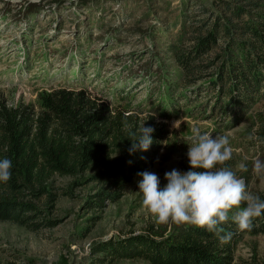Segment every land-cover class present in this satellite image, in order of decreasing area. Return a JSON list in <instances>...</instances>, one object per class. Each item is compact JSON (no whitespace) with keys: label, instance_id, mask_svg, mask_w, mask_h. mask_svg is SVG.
Wrapping results in <instances>:
<instances>
[{"label":"rangeland","instance_id":"374dc122","mask_svg":"<svg viewBox=\"0 0 264 264\" xmlns=\"http://www.w3.org/2000/svg\"><path fill=\"white\" fill-rule=\"evenodd\" d=\"M181 1L0 0V101L38 107L42 91L65 87L85 89L127 113L154 115L168 130L149 170L161 185L167 183L165 172L189 170L186 137L193 126L213 137L227 135L233 153L225 166L245 180L249 192L264 194V173L253 170L255 158L264 161V142L257 134L259 122L254 121L264 100L240 120L231 115L226 121L219 109L213 115L205 95L188 107L178 99L169 118L159 113L155 71L162 60L172 63L165 46L179 31L180 25L173 22L180 18V10L172 9ZM148 69L152 75H145ZM241 163L247 171L239 170ZM90 175L51 178L49 189L59 194L55 206L47 205V197L37 203L58 221L55 226L32 230L0 221V264H151L144 258H118L111 255L113 251L99 250L107 242L136 234L167 237L180 224L155 222L138 191L140 177L125 185L119 199L89 207L101 188L96 182L85 183ZM233 257V264H264V232H244Z\"/></svg>","mask_w":264,"mask_h":264},{"label":"trees","instance_id":"16d2710c","mask_svg":"<svg viewBox=\"0 0 264 264\" xmlns=\"http://www.w3.org/2000/svg\"><path fill=\"white\" fill-rule=\"evenodd\" d=\"M181 2L172 9L180 10L173 22L180 25L179 31L165 46L172 63L162 60L155 71L160 115L173 116L172 105L178 99L188 107L205 95L213 115L219 109L226 121L231 115L239 120L249 116L264 100V0ZM145 75H152V70H145ZM37 105L0 101V158L13 162L11 179L0 183V221L32 230L58 223L37 203L47 197V205L55 206L59 194L49 189L55 174L83 177L90 172L85 183L96 182L101 188L89 207L104 206L106 200L119 199L138 172L154 166L168 136L154 115L112 108L85 89L42 91ZM255 117L264 142V108ZM143 122L154 128L153 143L147 151L130 154L131 139ZM261 149L264 155V144ZM258 196L264 199V194ZM236 211L230 210L229 216ZM222 228V234L231 233L226 242L203 228L180 224L167 237L136 234L107 242L99 251L144 258L151 264H233L241 235L264 232V214L253 217L248 229L238 228L231 218Z\"/></svg>","mask_w":264,"mask_h":264},{"label":"clouds","instance_id":"9594fccd","mask_svg":"<svg viewBox=\"0 0 264 264\" xmlns=\"http://www.w3.org/2000/svg\"><path fill=\"white\" fill-rule=\"evenodd\" d=\"M153 132L154 128L144 126L143 122L131 139L129 153L147 151L153 143ZM186 139L189 170L174 168L165 172L167 183L163 185L156 173L147 170L137 173L143 205L157 223L171 221L194 225L226 242L231 233L222 234V225L231 218L238 228H250L252 218L264 214V199L249 192L245 180L225 166L233 153L227 135L213 137L212 132H202L193 126ZM12 164L10 158H0V183L11 179ZM239 170L247 171V165L241 163ZM253 170L257 174L264 173V161L259 157L253 161ZM242 203L244 207H241ZM233 208L237 211L230 217Z\"/></svg>","mask_w":264,"mask_h":264}]
</instances>
